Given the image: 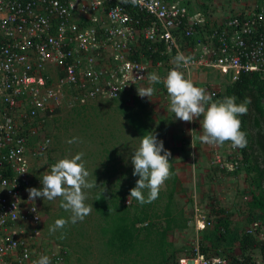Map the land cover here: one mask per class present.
<instances>
[{"label":"built area","instance_id":"built-area-1","mask_svg":"<svg viewBox=\"0 0 264 264\" xmlns=\"http://www.w3.org/2000/svg\"><path fill=\"white\" fill-rule=\"evenodd\" d=\"M127 5L120 0H0V264H34L41 255L51 264H64L57 247L40 245V207L20 180L31 172L29 159L46 146L31 143L43 127L37 115L62 104L68 88L82 98L116 97L141 81L147 63L131 58L139 39L163 41L176 55L192 57L183 68L188 74L208 66L233 81L243 73L264 72V0H250L210 22L209 34L204 16L189 14L178 0ZM74 10L79 22L71 21ZM84 18L96 26H86ZM196 34L197 40L180 46L179 36ZM100 62L106 65L99 67ZM10 169L14 174L8 178ZM192 219L197 231L212 225L198 208ZM177 264L227 260L195 245Z\"/></svg>","mask_w":264,"mask_h":264},{"label":"trees","instance_id":"trees-1","mask_svg":"<svg viewBox=\"0 0 264 264\" xmlns=\"http://www.w3.org/2000/svg\"><path fill=\"white\" fill-rule=\"evenodd\" d=\"M200 6L202 13H209L205 3L202 2ZM83 21L86 26H96L91 20ZM145 44V53H149L153 64L168 59L167 55L162 53L166 49L162 43L157 46L149 45L148 42ZM186 44L183 43L182 47ZM133 59L138 60V56L134 55ZM157 84L167 91L162 81ZM207 93L212 96L213 101L233 95L239 98L237 103L250 98L247 113L240 116L241 130L246 133L247 144L243 148L237 147V153H233L239 160L238 168L221 170L225 172L223 174H244L246 187L240 189V192L237 191L240 194V198L237 196L240 201L237 204L240 205H234L238 209L237 212L243 213L244 216L236 220L231 219V212L224 207H218L216 202L211 203L210 213L205 216L212 221V225L199 232L200 239L197 243L203 253H221L230 264H264V72L243 73L237 80L226 83L222 90H209ZM77 96L78 91L69 90L58 108L45 111L42 117L37 115L43 127L32 137L34 141L31 140V143L45 141V137L54 141L60 136V131L65 133L73 125L83 122L81 135L77 136V142H73L71 146L72 151H75L74 155L84 153L83 159L90 172L89 180H96L97 183L87 194L86 204L93 205L92 211L82 222L68 223L63 229L52 233L49 229L57 219H67L71 215L61 206L62 200L58 198L59 209L46 212L43 225L38 226L42 234L39 241L42 245L55 243L63 248L65 251L62 249L61 253L67 264L70 255L75 254L74 247L77 245L87 261L96 257L99 264H177L176 252L179 250L170 251L173 243L168 236L176 228L186 226L187 220L182 211L175 208L179 178L174 162L178 156L174 155L173 148L164 142L162 131L165 129L166 120L159 118L157 126L152 125L155 117L153 118L140 103L137 104V99L134 105H128L121 99L113 98L107 101L108 107L101 109L102 111L98 112L95 106L90 105L92 110L86 113L88 106L83 105L80 100L83 94L79 95L80 98ZM137 113L141 118L138 121L134 120ZM58 114H62L60 122ZM105 117L121 123L107 124ZM166 122L169 124V121ZM45 128L50 129L47 136L44 135ZM148 132L156 133L158 139L163 140L165 149L170 150L171 176L163 184L155 201L141 205L135 198H129L130 190L136 186L139 179L133 175L131 154L140 146L141 137ZM129 135L137 136L139 145L127 148L126 139ZM227 142L231 141L225 143ZM35 145L32 144L31 151L35 150ZM45 149L50 172L51 166L59 160L50 155L51 149L54 148L50 149L48 145ZM31 151H28V154ZM31 170L27 180H20L23 190L42 188L41 178L45 171ZM13 174L11 169L6 173L8 178ZM126 199L129 201L125 202ZM45 207L47 208L46 205ZM42 213L44 212H41V215ZM43 235L49 239H44ZM193 247L190 246V250ZM255 251L259 254V260L254 258Z\"/></svg>","mask_w":264,"mask_h":264},{"label":"clouds","instance_id":"clouds-1","mask_svg":"<svg viewBox=\"0 0 264 264\" xmlns=\"http://www.w3.org/2000/svg\"><path fill=\"white\" fill-rule=\"evenodd\" d=\"M120 2L135 4L136 0H120ZM180 4L184 5L182 3ZM243 5L245 4L238 5L237 9L233 8L231 11L228 12V14L230 12L238 10ZM185 7L187 8L189 14L194 13L191 12V10H189L187 6ZM115 11L116 9L113 10V12ZM196 12H200L204 16L205 24L208 23V25H205L206 27L205 34L206 33L209 34L211 32V30H209L210 22L212 23L216 19L222 17V16L217 17V15L214 14L213 16L208 17V14H204L201 11H196ZM138 15L143 16L144 14L140 13ZM102 17H104V15ZM71 18H72L71 21L79 22L77 10L76 11L74 10ZM145 19L146 21L149 20V18H145ZM83 20H91V19L84 18L82 19V21ZM207 20H209V22H207ZM94 23L96 24V22ZM176 30H180V29L178 28ZM199 30H201L204 33L202 29ZM198 36L200 35L196 34L193 36H179L177 39L180 46L182 47L183 43L188 44V42L195 41L197 40ZM186 38L189 39L186 40ZM146 42H148L149 45L155 44V46L162 43L166 47L163 41L153 43L150 40L147 41L144 39H139V43L136 46L138 51L134 52L133 56L137 55L138 60L144 58L142 60H144V62L147 63V68L144 78L141 81L135 83L134 85L129 86L126 90L121 92L116 97H107L100 94H96L94 96L80 98L83 105H87L89 107L96 100L107 102L108 100H111L113 98L121 99L128 105H134L136 99L137 101L140 100L139 97L136 96L137 90H138V95L141 98L148 97L150 99V97L154 94L155 89L153 87L140 88L141 86L145 85L144 82L148 83L150 81L151 83L157 84L162 81V83L165 84L164 87H166L167 91L164 88H162V86H158V84L157 86L163 89L165 92H168V95L170 97V110L175 114V118L182 120L184 122H190L189 124L192 128V131L188 128H184L181 131V133L183 134V136L186 137L185 143L187 144L189 149H191L192 151L195 150L193 151L195 153L192 152L193 155L196 154V158L195 159L193 158L192 160L193 165H196V161L198 160L199 157L203 158L205 156L202 148L199 149L198 143L196 144L197 140L195 137H197V133H196L197 131L193 130V125L195 127H198L197 118L202 117L201 126L203 128V135L200 137V140L202 143L208 144L209 148H211L212 145L223 144L226 141H231L230 145L231 148L233 149L232 153H237L236 151L238 150L237 147L239 148L245 147L247 144L246 133L241 130L242 121L240 119V116L245 115L247 113L248 104H250L251 102L250 98H245L242 102L237 103V100L239 98L233 95V96H225L223 99H218L213 101L212 96L208 94L207 91L203 88V84L205 83L202 84L201 88L197 87L196 86L197 83L194 84V82L191 79L192 75H194L196 71L214 70L221 76L226 77V81L224 82V85L228 82H231L227 78V76L222 75L216 69H213L208 66L199 67L196 69L193 68L191 72L188 74L185 70H183V68L186 69L189 66V64L192 62L193 58L190 56H185L182 52L179 51L177 52L176 55L175 50L170 51L169 48L167 47L162 53L164 55L166 54L168 59L164 61L159 60L155 62V64H153V61L148 55L149 53L148 54L145 53L147 46L145 44ZM104 65L106 64L102 62L99 65V67H102ZM170 67H172V69ZM159 70L161 71L162 74L167 75L165 79H162L157 75V71ZM53 71L51 69V72ZM141 82L142 85H139ZM210 89L212 88H209V90ZM69 90L72 91L71 88H68L67 93ZM58 106L54 107V110L58 108ZM49 130L50 129L45 128L44 130L45 136L48 135L47 133L50 132ZM177 138L179 140V137ZM45 139L46 140L44 142L46 143V146L49 145L51 149L50 137L49 138L45 137ZM76 139L77 138H73V140H70L69 143L75 142ZM183 140L184 139L182 138L181 141L183 142ZM183 147L185 149V146ZM213 149L215 148L213 147ZM46 150L47 149L41 150L40 153L36 155V157L39 156L40 157V158L38 157L39 160H41L43 156L47 158ZM171 155L172 154L170 150L165 149L163 140L158 139V135L156 133L148 132L143 137H141L140 146L137 149H135L131 154V163L134 166L133 175L138 176L139 179L136 181V186L130 190L129 198H135L141 205L145 203H151L158 198L161 186L171 176V161H170ZM83 156L84 153L81 152L75 154L74 156L64 157L60 159L58 162H56L51 166V170L48 174L42 176L41 178L42 188L32 187L26 189V191L29 193L30 201H34L36 198H43L44 200H48V201H52L57 198H60L62 200L61 206L66 211L71 213L69 218L67 219L60 218L55 221L54 225H52L49 229V231L52 233H55L58 229H63L68 223L76 224L77 222H82L88 215L91 214L93 205L86 204V200L88 199V196L85 190H90L95 188L97 186V183L96 180L95 181L89 180L90 172L87 170L86 161H84ZM210 156L211 157L208 159L209 160L208 162H209V166L213 168L211 172L214 171L222 172L221 170L226 171V170L238 168L237 165H239L238 162L239 160L235 157V155L230 157L231 160L229 161V163L226 162L227 158L226 157L224 158V154L219 153L217 151L211 152ZM31 158H34V156ZM35 169L36 168H33V170ZM193 173L194 174L192 178H196L198 174L199 175L201 174L199 171L196 170ZM209 174L210 173H206L207 176H210ZM195 196H196L195 193L191 195V198H194L192 214L195 208L200 209L199 206L197 205V201L195 200ZM204 217L206 216L204 215ZM42 222L43 220L41 215L40 224H42ZM190 223L193 225V228L195 229L192 215L190 216ZM200 231L201 230L197 232ZM40 236L41 234L38 236V238H41ZM62 238H63V234H62ZM39 243L40 245H42V242L39 241ZM48 245L57 247L60 252L63 249L58 244L55 243H47L46 245H42V246H44L45 248ZM195 245L199 246L197 242L194 243L193 246L195 247ZM192 250H190L189 248L187 253H189ZM187 253H183V254L181 253L177 255L176 263L180 256L185 255ZM62 257H64V255ZM225 259L227 260V264H230L229 260L227 258ZM63 263L67 264L64 262V258H63ZM34 264H51V260L47 255H41L38 260L34 261Z\"/></svg>","mask_w":264,"mask_h":264},{"label":"rangeland","instance_id":"rangeland-1","mask_svg":"<svg viewBox=\"0 0 264 264\" xmlns=\"http://www.w3.org/2000/svg\"><path fill=\"white\" fill-rule=\"evenodd\" d=\"M177 1V0H173ZM178 2L184 4L187 6L191 12H196L201 10V2L206 4V7L209 8L208 17H211L214 15H217V17H225L228 15V12L231 11L233 8L237 9L238 5L245 4L247 2H250V0H178ZM201 3V4H200ZM215 12V13H214ZM221 17V18H222ZM157 75L165 79L167 75H164L161 73V71H157ZM194 84H196L197 87H202L209 92V88H212L210 90L213 91H219L224 88V82L226 81V77L221 76L214 70L210 71H196L194 75L191 77ZM145 85L141 86L140 88H147V87H153L155 89L154 94L150 97H144L141 98L138 95V90L136 93V96L139 97V101H137V104L140 103L145 109H147L151 116L155 119L152 125L154 124L157 126L158 119H164L166 121H169L168 123L165 121L164 123L168 126H165L166 128L172 127L171 130L166 131L163 130L164 133V142L168 147L173 148V154L177 155L178 157H175L176 160L174 162L176 170L178 174H182V172L187 173L188 172V178L189 179H181L179 180V183L177 185L178 192L175 196V208L179 211H182L183 217L186 218L187 224L183 228H176L169 234V240L172 241L173 246L170 248V251H176V255L187 253L189 250V247L194 245L195 242H197L200 239V234L197 232L193 225L190 223V216L192 215L193 210V200L194 198H191V195L194 193L196 194L195 200L197 201V205L202 210V214L208 216L211 210V203L216 202V205L218 207H224L226 210L231 212L232 214H229V217L231 219H239L240 217H243V213H238V209L236 205L237 202H240L237 200V196L240 198V194H238L240 189L245 188L244 186L246 184L244 180V174L242 173H234V174H223L222 172H211L213 170L212 167L209 166V158L211 157V152L217 151L219 153L224 154V158L226 157V162L229 163L231 160L230 157L233 156L232 148L230 145V142L225 143L224 145L216 144L212 145L211 148H209L208 144L202 143L200 140V137L203 135V128H202V117L197 118L198 120V127H195L193 125V130L197 131V137L196 138V144L198 143V148L204 151L205 156L203 157L202 164L198 165V162L196 161V165L192 164L193 158H196V154H192L193 151L189 149L187 144L185 143L186 137L183 136L181 131L184 128H188L192 131V128L190 126V122H184L182 120H179L175 118V114L170 110V97L168 95V92H165L163 89L159 88L156 83H151L150 81L148 83L144 82ZM142 85V82L139 84ZM107 102L96 100L92 103L93 106L97 108V111L100 112L104 108L108 107ZM88 113L91 108L87 107ZM102 109V110H101ZM62 113L67 111H61ZM134 114V113H132ZM141 115V113H140ZM144 116V114H142ZM58 122H60V118L62 114H58ZM150 116V117H151ZM157 116V117H156ZM141 118L138 117V113L134 116V120H140ZM104 120L109 123H116L120 124L119 122H113V120L109 117H105ZM104 121V122H105ZM81 122V121H79ZM77 122V123H79ZM57 123V120L56 122ZM76 124V123H75ZM114 125V126H115ZM83 126L82 124L73 125V127H70L65 133L59 132L60 136L54 140L51 141V147L54 148V150L51 149L50 155L53 156L55 159L60 160L64 157H70L74 156L75 151H72V143H69L70 140H73L74 137L77 138V136L81 135V128ZM57 130H55L56 132ZM129 132V130L127 131ZM199 135V136H198ZM126 136V134H125ZM137 137V136H136ZM135 136L129 135L127 137V148L131 149L132 147H136L138 144V138ZM179 137V140L178 138ZM184 139L183 142L181 139ZM77 142V141H76ZM70 146V148H69ZM185 146V149L184 147ZM187 146V147H186ZM183 147V148H182ZM207 147V148H206ZM213 147L215 149H213ZM69 148V149H68ZM206 148V149H203ZM236 150V149H235ZM237 151V150H236ZM195 153V152H193ZM199 154V153H198ZM207 157V158H206ZM47 158L43 156L41 160H39L36 156L34 158L29 159V167L30 168H36L37 171H45V174H48V164L46 163ZM202 159V158H201ZM203 169H205L203 171ZM201 171L202 175L198 174L196 178H192L194 171ZM206 173H210V176H207ZM44 174V175H45ZM239 174V175H238ZM183 186V187H182ZM163 188V185L161 186ZM87 194H89L90 190H85ZM237 191H239L237 193ZM249 198V196L247 197ZM42 211V225L44 223V219L46 217V212H54L59 209L58 206V198L52 201L44 200L43 198H36ZM129 199H126L125 202H128ZM47 206V208L45 207ZM217 207V208H218ZM214 208V206H213ZM216 210V208H215ZM42 235V234H41ZM41 237V236H40ZM44 239H49L43 235ZM72 245V244H71ZM74 247V245H72ZM182 247H184L182 249ZM75 254L70 255L69 258V264H84L86 260L83 254L80 253V246L77 245L74 247ZM182 249V250H180ZM236 252V251H235ZM254 258L259 260V254L255 251L254 252ZM86 264H99L97 262V258L91 259L89 261L86 260Z\"/></svg>","mask_w":264,"mask_h":264},{"label":"crops","instance_id":"crops-1","mask_svg":"<svg viewBox=\"0 0 264 264\" xmlns=\"http://www.w3.org/2000/svg\"><path fill=\"white\" fill-rule=\"evenodd\" d=\"M169 125V124H168ZM167 124H165V126H168ZM171 128L172 127H169V128H166L165 127V129L164 130H166V131H169V130H171ZM199 136V135H198ZM200 153V152H199ZM202 160H203V158L201 159V157H199L198 158V160H197V162H198V165H201L202 164ZM205 169H203V171H204ZM200 173H201V171H199ZM202 174V173H201ZM179 175V178H180V180L181 179H184V180H186V179H189L188 178V172L187 173H185V172H182V174H178Z\"/></svg>","mask_w":264,"mask_h":264}]
</instances>
